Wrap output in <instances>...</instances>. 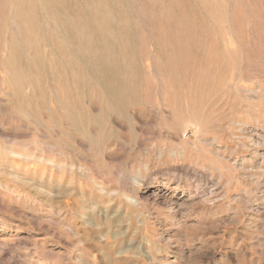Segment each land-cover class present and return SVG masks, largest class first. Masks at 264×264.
Wrapping results in <instances>:
<instances>
[{"label": "rangeland", "instance_id": "obj_1", "mask_svg": "<svg viewBox=\"0 0 264 264\" xmlns=\"http://www.w3.org/2000/svg\"><path fill=\"white\" fill-rule=\"evenodd\" d=\"M0 264H264V0H0Z\"/></svg>", "mask_w": 264, "mask_h": 264}, {"label": "bare ground", "instance_id": "obj_2", "mask_svg": "<svg viewBox=\"0 0 264 264\" xmlns=\"http://www.w3.org/2000/svg\"><path fill=\"white\" fill-rule=\"evenodd\" d=\"M96 28V27H95ZM99 36V35H98ZM82 37H83V41L85 42V43H87V45H88V47L87 48H89L90 49V45H91V38L89 37V35H82ZM89 49L87 50L88 51V53L90 54V56L92 55V51H89ZM119 72V71H118ZM127 74H128V72H127Z\"/></svg>", "mask_w": 264, "mask_h": 264}]
</instances>
